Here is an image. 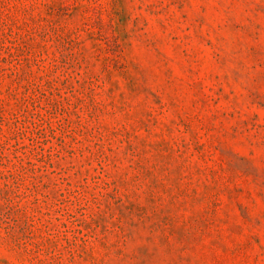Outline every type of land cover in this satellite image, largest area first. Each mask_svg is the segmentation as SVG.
<instances>
[{
  "label": "rangeland",
  "instance_id": "374dc122",
  "mask_svg": "<svg viewBox=\"0 0 264 264\" xmlns=\"http://www.w3.org/2000/svg\"><path fill=\"white\" fill-rule=\"evenodd\" d=\"M0 264H264V0H0Z\"/></svg>",
  "mask_w": 264,
  "mask_h": 264
}]
</instances>
